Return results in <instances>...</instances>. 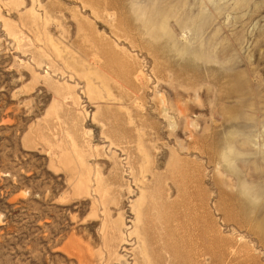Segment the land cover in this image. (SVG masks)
<instances>
[{
	"label": "rangeland",
	"instance_id": "rangeland-1",
	"mask_svg": "<svg viewBox=\"0 0 264 264\" xmlns=\"http://www.w3.org/2000/svg\"><path fill=\"white\" fill-rule=\"evenodd\" d=\"M0 264H264V0H0Z\"/></svg>",
	"mask_w": 264,
	"mask_h": 264
}]
</instances>
